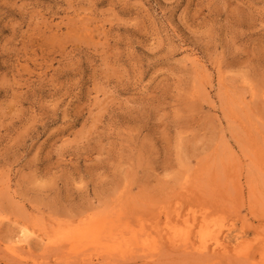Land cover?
<instances>
[{
	"label": "rangeland",
	"instance_id": "374dc122",
	"mask_svg": "<svg viewBox=\"0 0 264 264\" xmlns=\"http://www.w3.org/2000/svg\"><path fill=\"white\" fill-rule=\"evenodd\" d=\"M0 264H264V0H0Z\"/></svg>",
	"mask_w": 264,
	"mask_h": 264
},
{
	"label": "bare ground",
	"instance_id": "6f19581e",
	"mask_svg": "<svg viewBox=\"0 0 264 264\" xmlns=\"http://www.w3.org/2000/svg\"><path fill=\"white\" fill-rule=\"evenodd\" d=\"M207 223H208V222H207ZM207 223H205V224H207ZM218 228H219V227H218ZM69 231H71V230H69ZM72 231H73V230H72ZM187 231H189V230H187ZM210 231H211V230H210V228H209L208 226H202V228H201V230H200V236H199V237H201L202 239L205 238V237L208 235V233H209ZM21 232H23V231H21ZM21 232H20V233H21ZM95 232H98V231H95ZM20 233H19V234H20ZM23 233H26V232H23ZM23 233H22V234H23ZM28 233H29V232H28ZM67 233H68V232H67ZM135 233H137V232H135ZM176 233H177V232H176ZM97 234H98V233H94V236H96ZM197 234H198V233H197ZM25 235H26V234H25ZM27 235H28V234H27ZM88 235L93 236L92 233H91V234H88ZM88 235H87V234H84V235H76V234H74V233L71 232L69 235H67V237H66V235H65V240H67V242H68V244H69V247L73 246V247L75 248V247H76V244H78V243H80V244L82 243V244H83L84 242H85L84 245L87 246V245L90 244V241H87V240H86V238L88 237ZM20 236H21V235H20ZM22 236H24V235H22ZM94 236H93V237H94ZM27 237H28V236H27ZM29 237H30V236H29ZM133 237H134V235H133ZM138 237H139V236H137L136 239H137ZM209 237H211V236H209ZM212 237H213V236H212ZM216 237H217V236H216ZM17 238H18V237H16V239L14 238L15 241L17 240ZM19 238H20V237H19ZM19 238H18V239H19ZM20 239H22V237H21ZM20 239H19V240H20ZM25 239H26V238H24V240H25ZM134 239H135V238H134ZM138 239H140V238H138ZM138 239H137V241H139ZM141 239H142V238H141ZM184 239H185V238H184ZM205 239H206V238H205ZM97 240H98V239H97ZM185 240H186V239H185ZM198 240H199V238H198ZM203 240H204V239H203ZM203 240H201V241H203ZM50 241H51V240H50ZM50 241H48V242H50ZM53 241H54V240H53ZM63 241H64V240H63ZM199 241H200V240H199ZM204 241H205V240H204ZM214 241H217V240H214ZM214 241H213V242H214ZM16 242H19V243H17V246H19L18 244H20V241H16ZM16 242H15V243H16ZM56 242H57V241H56ZM98 242H100V241L98 240ZM98 242L95 241V244H97ZM139 242H140V241H139ZM210 242H211V241H210ZM15 243H10V245H11V244L15 245ZM63 243H64V242H63ZM201 243H202V242H201ZM215 243H216V245L218 244V246H219V243H218V242H215ZM215 243H214V244H215ZM53 244H54V243H53ZM101 244H102V243H101ZM182 244H183V243H182ZM202 244H203V243H202ZM205 244H207V242H206ZM13 245H12V246H13ZM50 245H52V244H50ZM54 245H55V244H54ZM74 245H75V246H74ZM77 246H79V244H78ZM81 246H83V245H81ZM81 246H80V248H81ZM95 246H96V245H95ZM109 246H110V245H109ZM179 246H180V245H179ZM198 246H199V245H198ZM8 247H9V246H8ZM88 247H89V246H88ZM91 247H93V246H91ZM139 247H140V246H139ZM192 247H193V246H192ZM203 247H204V246H203ZM214 247H215V246H214ZM219 247H220V246H219ZM9 248L12 249V247H9ZM14 248L16 249L17 247L15 246ZM18 248H19V247H18ZM65 248H66V247H65ZM74 248H73V249H74ZM77 248L79 249V247H77ZM86 248H87V247H86ZM120 248H121V246H120ZM127 248H128V247H127ZM193 248H196V249H197V247H193ZM204 248H205V247H204ZM67 249H68V248H67ZM70 249H71V248H70ZM73 249H72V250H73ZM81 249H82V248H81ZM114 249H115V248H114ZM123 249H124V247H123ZM125 249H126V248H125ZM125 249H124V250H125ZM145 249H146V248H145ZM199 249H200V248H198V251H199ZM201 249H202V248H201ZM72 250H71V251H72ZM74 250H75V249H74ZM83 250L85 251V250H89V249H85V248H83ZM83 250H82V252H81L80 250H79V251H80L81 253H83V252H84ZM102 250H103V249H102ZM108 250H109V249H108ZM108 250H107V251H108ZM121 250H122V249H121ZM186 250L188 251V249H186ZM14 251H15V250H14ZM69 251H70V250H69ZM71 251H70V252H71ZM110 251H111V250H110ZM112 251H113V250H112ZM115 251H116V250H115ZM125 251H126V250H125ZM72 252H73V251H72ZM77 252H78V251H77ZM119 252H120V249H119ZM185 252H186V251H185ZM202 252H203V251H202ZM202 252H201V253H202ZM205 252H206V251H205ZM78 253H79V252H78ZM146 254H147V253H146Z\"/></svg>",
	"mask_w": 264,
	"mask_h": 264
}]
</instances>
